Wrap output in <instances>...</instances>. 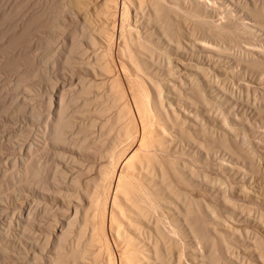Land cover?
I'll return each mask as SVG.
<instances>
[{"label":"bare ground","instance_id":"obj_1","mask_svg":"<svg viewBox=\"0 0 264 264\" xmlns=\"http://www.w3.org/2000/svg\"><path fill=\"white\" fill-rule=\"evenodd\" d=\"M19 1L22 2L21 0H18L17 3ZM223 1L222 0H65V2L60 1L62 4L64 3L63 7H61L62 4L60 7L63 8L62 10L67 13V14L65 13V16L69 15V19L71 20V22H74L76 24L75 27L77 26L79 27L80 33L79 32L77 33V31L72 32L71 30L72 28L73 30H77V28L74 29L75 27H73V25H75L74 23L71 24L72 26L71 29L69 28L71 26L68 25V28L71 30L72 33L70 35L73 36L72 38L70 37L71 39L70 38L68 39L70 40L69 44H66L65 42L66 46L69 45L67 52L68 53L75 52V54L78 55L74 59L72 57H71L72 59L67 58L70 56H67L65 59H63L64 57L63 58L60 57L59 59L58 56L57 59H59V61L61 62L60 64L61 66L59 65L60 66L59 69H57V67L56 69H54V67L52 69L55 71V72L53 71L54 72L53 74L57 83L53 84L54 88L52 89L50 88V90L48 91L49 93L45 92V94L47 93L46 96H41L46 101L42 100L40 101V103H38L36 99V102L32 103L33 105L31 104V106L29 105L30 107L29 106L25 107L24 110H22L23 108L20 107L22 103L20 105L18 104L20 107L18 109L19 110L21 109L20 111L22 113L28 112L26 113L28 114L27 117L30 118L38 117L37 119H39V116L43 115L42 113L47 112V114H44L46 116L43 115L45 117V122L40 121L44 123L43 125H41L42 128L44 129V130L42 129L43 132L40 130L42 132L41 135L42 141L40 142L41 144L38 146V148L37 146L35 148V146L33 145H37L38 143L30 144L31 142L28 143L29 141L24 142V143H28L26 152L24 151L26 153L25 154L26 156L25 157L22 156V158L20 157L21 165L18 171H17L18 168L11 169L13 171L16 169L15 171L18 172V175L20 177L19 178L20 181L18 179H15V181L17 180L20 183L22 182L23 185L30 188L34 185L33 188L29 190V193L35 196V199L37 198L36 200L37 202H35L34 200V204H33V200L31 199L32 197L30 198V200L32 201V205H29L28 200L26 201L28 202L27 204L29 207L34 206L35 208L34 211L32 212H30L32 209L27 210L28 208H26V210L28 211L27 214L29 219H26L27 218L26 217L25 220L27 221L31 220L30 219L31 215L32 217L34 215L36 217V214L38 216V213L40 214V216L38 217H46L52 211L51 221L48 220L47 222H45L46 224L49 223L48 229L51 227L50 232L47 231L49 232V234L45 233L49 236V238H46V235H44L45 228H43V226H45V224L44 225L41 224L42 223L41 221H43L42 218V219H38L40 223H38L36 227H38L37 230L40 232V234L38 232L37 235L38 236L41 235V237L44 236V241L41 242L39 240L41 237L35 235L37 240L36 239L33 240V238H30L32 240L28 242L35 250L45 254L44 257L39 258V255H35L37 254L36 252H34L35 250L31 251L34 253L36 257L38 256V259H36L35 256H31L35 258V260L32 259L34 260L35 264H96L97 259L95 258H98L96 257V255L101 256L99 255V252L100 251L102 252L101 248H103L101 244L102 238L100 241L101 245L98 243L99 237L102 235L101 232L103 233V235L105 234L104 232L110 234L111 237L109 241H111V244L113 241V246L111 247L112 249H114L113 252L114 254L112 253V256H110L111 251L108 250L110 251L108 252L106 250L109 249L108 246L107 248H105V252L109 253L107 260L105 258L107 257L108 254L105 253L107 254L104 258V260H106L107 262L106 264H181L182 263L181 255L183 251L182 249L183 247L181 246H183V244L180 245L178 243L179 241L174 239V237L176 236L178 237L180 235L189 238L188 244L190 245L189 249L191 253H190V257L188 254L187 257L189 258L187 259H190L192 261L189 262L190 264L191 263L192 264H264V253L260 252V246L264 241L261 240V236L259 233L256 234L254 231H252V233L248 235L246 232H248L250 229L248 231L244 229L246 231V232L244 231L246 234L245 233L241 234L240 230L237 229V227L226 226V225H225L226 230L224 232L218 230L217 228L218 225L217 226L215 225L218 223L214 222L215 223L214 224L213 222H211V219L216 220V222L218 219V217L216 216L218 213L215 214V212L211 208L212 204L210 203L211 204L210 205L209 203H206L200 197V199L198 200L199 207H195V208H199V212L200 213L202 212L203 215L202 218L201 217L202 215L197 213L198 209L197 212L194 210L193 205L197 202H194V204H192L193 196L188 195L187 193H185V191H182L180 189V188L183 189L184 186L186 188L188 187L189 189L192 187H196V185H200V184L211 186V183L213 184L215 179H212L210 177L211 175L209 176L208 174H206V172L204 173V171L197 172L194 169L195 163L198 162L199 159L208 162V160H210L212 155L218 153L221 155V157L227 158L226 163L218 161V163L220 162V168L228 169L235 178L237 177L241 178L242 181L246 183L245 186L243 184V187L242 185H240L241 189L240 190L238 189L240 193L245 197L251 198L253 201L260 202V200H262L260 198L261 197L260 193L264 191V173L261 171L260 163H259L260 162L259 160L262 159H260L261 157L259 158L260 156L259 154V156H257L258 158L257 160L255 156L257 155V153L254 150V148L258 147V149H260V145L264 147V135L259 130L260 128L259 125H257L258 122L261 121V119H264V109L262 108L264 107V105L262 104L263 106L260 107L261 105H258L259 103L257 101L256 103L258 107L254 106L256 105V103L252 105V102L250 103L248 101V99H250L248 97L249 88L246 85V82L242 83V86L244 88L245 86L243 84L246 85V88L243 89L245 91H240L239 88L241 87L236 89L237 88L236 86L238 84L234 88V82L236 84V82L241 80V78L244 77L246 78V76H249L248 72L256 73L264 70V44L261 43L260 40L263 37L260 34H264L263 32L260 33V28L264 30V0H228L227 3L224 2L225 5L228 4L226 7H224L226 8L225 9L226 12L225 10H222V12L224 11L225 15L223 14L222 17H219L222 18L220 20L214 18L217 19L218 22L217 20L214 21L213 17L217 15V12L222 13L219 4H222ZM2 2L3 0L1 1V4ZM11 2L12 0H10L9 3L11 4ZM15 3L16 1L14 0V3L12 2V4H14V7L18 5V4L15 5ZM3 4L5 5V3ZM20 4L21 3H19V5ZM51 4H53V2ZM54 4H57V2L55 3L54 1ZM54 4L53 6H55ZM6 5H5V9L6 8L9 9L10 7L14 8L12 6L6 7ZM27 5L29 7V4ZM37 5L38 4L36 3V8L40 7L39 5L38 6ZM18 6L17 8H15L16 11L14 12L19 15L20 10L18 9H20L21 7ZM42 6L44 7V9H46L44 5ZM3 8L4 7H2L1 11H3ZM26 8L27 7H25V11ZM55 8L56 7H54L52 10L54 11ZM61 8L57 7L56 10L60 11ZM41 9L43 8L41 7ZM17 10L19 11V13L17 12ZM66 10L70 13L68 14ZM53 11H51L52 16L54 14ZM59 11L58 14L60 13L63 14V11H61L60 13ZM23 12L21 13V15L23 14ZM38 12H36L35 15L38 16L39 14ZM49 12L50 9L48 13ZM10 13L11 14L13 13L12 9L11 12L9 10V14L7 12L5 15L8 14L10 16ZM0 14L3 15L2 12ZM16 14L13 13L14 17ZM24 14L26 13L24 12ZM42 14L43 12L41 13V15ZM2 15L0 17H2ZM13 15H11V17ZM21 15H19V17H22L21 18L22 22L20 23V21H18L21 24L19 25L20 28L25 22V21L23 22V18H25V20L30 19L26 15L25 16L27 18ZM35 15L31 14V16L34 17L33 19L32 18L31 19L32 20L35 19L33 22L35 23V25H37L35 21H38L39 19H36ZM61 16L59 17L62 18ZM4 17L7 19L6 16ZM50 18H48V20H50ZM53 18L54 21H51L52 18L50 22L48 21L49 24L52 22L50 26L48 23H46L48 24L47 25L48 27L45 26L43 23H40V21L42 22L43 18L37 23L41 24L39 25L40 27L44 25V27H46L45 29H47L48 32L49 27L50 28L55 27V29H57L58 27L57 20L59 18L57 17V19L55 20V14ZM44 19L46 20V18ZM189 20L201 21L206 23L207 26L205 25V27H208V30L202 31L201 29L204 28L197 26L196 25L197 22L196 24H194ZM13 21L15 20L13 19L11 21L12 24ZM33 22L29 23L28 26L32 27L31 25L34 24ZM69 22L66 23L69 24ZM8 24L11 25L10 23ZM12 26H14V24L11 25V28ZM15 26L17 27V24ZM25 26L27 27V24H25ZM39 26L37 25L38 28ZM29 27L28 29L30 30L31 28ZM62 27L63 25L60 26L59 31ZM182 27L188 32V35L191 36H188L186 31L185 32L182 31V33L184 32L186 33V35L181 36L180 33ZM4 28L6 27L4 26ZM11 28L10 30H12ZM22 28L24 29L25 27ZM34 28L32 29L33 31L37 29ZM50 28L49 30H52ZM15 29L17 30V28ZM28 29L26 30L29 31ZM32 30H30L29 33H32ZM25 31L23 30L24 33L23 35V33L20 30L19 32L22 33L20 35L25 36V34L28 33V32L25 33ZM68 31L69 30H67V32ZM199 31L200 33L202 31V36L200 34L201 38H204L203 36L207 35L206 37H208V39H206L205 41L208 42V44L204 43L205 41L203 43L202 42L199 43L198 41L199 39L195 40L197 39L196 37L195 39L192 38V35L195 36L196 32ZM38 32L39 31H37L36 34ZM17 34L18 32L16 33V36L19 39L20 35L18 34L19 35L18 36ZM39 34L41 33L39 32L38 35ZM1 35H0V39H1ZM8 35L11 36V34ZM236 35L239 36V38L240 37H244V38H240V40L239 39L236 40V37H234ZM10 36H8L9 40H11L12 38H16V36L14 37L11 36L10 39ZM215 36L221 39L220 42L218 41L221 44V47L224 44L225 46L223 47L227 48L225 44L227 42V45H230L228 47L232 48V51L229 50L232 52L231 55L230 54L227 55L228 50H226L227 51L226 56L222 60L216 58L215 55L218 54L216 53L218 49L217 48L214 49V47H212V44L216 45L215 43L217 40L216 38H214ZM78 37L82 38L83 40V42L81 43L82 45L79 44L80 42L78 41L79 40ZM25 38L26 37H24L23 39ZM49 38L47 40H49ZM5 39H7V37ZM51 39L53 38H50V40ZM44 40H46V38L41 41ZM41 41L39 40L40 44L41 43L43 44V42ZM212 41H214V43H212ZM4 42L2 43L4 44L5 47V44L12 43V40L11 42L8 41V43L7 40H4ZM14 42H18V41H14ZM24 42H26V40L25 41L23 40L22 42L23 45ZM35 43L37 42L35 41ZM3 44L0 43V46ZM9 45L10 44H8V47ZM55 45L54 47H52L53 49L55 48ZM217 45L219 46V44ZM16 46L18 45L16 44L15 47ZM198 47L199 50H197ZM28 49L27 50L24 49L22 52L25 51L29 52ZM77 50L79 51L77 52ZM20 51H18V53L21 55ZM203 51L205 53H203ZM211 51L212 53L215 52L216 54L213 55L212 53H208ZM48 52H51V49L50 51L48 49ZM48 52L45 54H48ZM13 53L15 52L12 51V54ZM6 54L4 53L5 57ZM43 54L44 53H42V55ZM60 54H62V51ZM106 54H108V56ZM195 54L198 57H201L200 58L201 60L199 61H202L206 65H208L207 68L211 67L212 70L215 69L221 73L228 75L229 78L231 79L230 82H228V84L231 83L232 85L231 90L228 89L229 91L227 90L225 91L223 90L225 88H222L219 85L221 84L220 80L216 78L217 77L216 75L219 76L218 73L215 75L216 76L215 77L214 76L215 73L214 74L210 73V71H208L210 69L209 68L204 69L202 67L203 65L200 66L201 64L199 66L197 64L193 65V62L190 64V62L187 61L186 62L189 64H186L185 62L183 63L182 60L183 57L191 61L192 58L193 59L195 58L196 56ZM13 56L14 58L16 57L15 55ZM13 56H11V59ZM73 56L75 55L73 54ZM27 57H29V53ZM53 57H56V54ZM9 58L5 60L7 67L5 66L6 68H4L3 65V68L4 69L16 68L15 66L12 65L10 68L9 65L12 63H9V65H7L8 64L7 61ZM14 58L13 60L16 63L15 60L17 58L16 59ZM24 59L25 57L23 58V60ZM61 59L64 61L62 62ZM52 61L56 63L55 60ZM25 62L26 61L22 63L21 60L22 64H24ZM48 62L52 63L51 64L52 66H56V64H54L53 62L50 61ZM219 63L220 65L224 63L226 64V66H219L218 65ZM2 64H0V66H2ZM45 66H47V64H45ZM200 67H202L203 69L201 70ZM22 71L18 70L16 74H18L19 72L22 73ZM195 71H197L199 74L197 75ZM31 75L32 74L29 75L30 79H31ZM67 75L70 77L69 82L66 81V79H64ZM256 75L258 74L256 73ZM0 76L2 77V75ZM19 76L21 75L19 74ZM45 77H43L44 81H45ZM59 78L65 80L66 83L68 82L69 92L64 91L65 90L63 88L64 84L63 85H61L62 83L59 84L58 81ZM120 78H123L125 81H127V83H125L126 85L129 84V81L130 82L133 81L134 83H137L136 84L138 86L137 90L141 98V102L145 101L147 103H150V107L149 105L148 107L151 109V112H153V114L156 116V118L154 116L156 121H153L152 123H150L149 121V123L146 122L147 123L146 124L142 119H140L141 117H139V115L142 116L141 115L142 113L140 112L141 113L140 114L138 112L139 107L138 109H136L137 113L135 112V114L138 116L136 119L138 120L139 118L138 120L139 122L136 121L134 117L132 118L131 116L132 114L130 115L131 117L129 116L130 118H132V120L130 118L126 120V114L122 113L124 107L122 105L123 107H121L119 111L117 112L114 111L115 114H110V117L111 115L114 116L115 124H116L114 125L116 126L115 128L117 129V133L115 132L116 135H114V133L111 134L112 130L109 131V129H111L110 127L106 128L105 122L106 119L108 120V118L106 117L109 116L108 112L110 113L111 110L110 108L113 106L112 107L113 109L115 106H118L119 103L118 100H115V98L112 99L111 97L112 99V102L110 101L112 103L111 107L110 105L108 106L107 103L109 102L110 98L108 99V101L104 102L107 104H102L101 102H103L102 101L103 97L101 93L103 91H101V89L107 85L106 87H108V89L111 90L114 82L118 81V79L120 81ZM250 78L248 77L247 82L250 81ZM20 79L21 78H19V80ZM16 81L18 82V80ZM22 81L21 83H19V85L22 84ZM29 82L26 81L25 83H29ZM120 82L122 83V81ZM30 83L32 84V82ZM8 84L9 83H7V86ZM2 85L3 83L0 85L1 86L0 89L5 86ZM25 85L21 86L23 88H21L20 86L18 87H20L21 89L24 90V92L27 93L28 91H25L24 88ZM219 86L222 88V90ZM5 87L3 89H5ZM44 87L46 88V86ZM6 88L8 89V87ZM21 89L19 91H21ZM134 89H136V87ZM7 91L6 92L1 91L0 93L3 96L5 95L7 96L8 94H5L7 93ZM224 91L225 93L228 92L227 96H224ZM29 92L32 91L30 90ZM131 92L132 91H130V93ZM252 92L254 93L255 91ZM133 93H131L132 97L131 96L130 97L133 99L135 106L138 103L137 102L138 100L136 96L135 100L137 101H134L133 97L135 96V93L134 94ZM1 94H0V98L3 97ZM39 95H41L40 92L38 96ZM41 97L39 98L42 99ZM4 98L7 99V97ZM11 98L12 97H9L8 99L10 100ZM25 98L26 97L24 96L23 100ZM34 98L36 97L30 96L26 99L27 101L29 100L33 101ZM126 98L127 97L125 95V99ZM125 99L123 102H125ZM220 99L222 101H220ZM9 100H7V102ZM2 102H5L7 108L6 101H2ZM41 102H42V107L44 102V106L47 111L45 112L42 111ZM1 106L2 104L0 103V107ZM127 106L128 105H126V107ZM225 107H227L228 112H226ZM12 108L13 107H11V110ZM13 111L14 110H12V112ZM0 112L4 114V110ZM5 112L7 111L5 110ZM225 112L226 114L229 113V116L228 115L226 116ZM10 116L12 115L10 114ZM154 118L152 120H154ZM213 119L219 120L217 122H219V127L221 128V131L215 132L213 129H211V127L210 128L208 127L207 123H205V121L207 120L211 121ZM9 124L7 125L9 126ZM235 124L242 126V128L237 130L235 126L233 127V125ZM110 125L113 126L112 123H110ZM114 131L115 129L113 130V132ZM21 135L24 136V133ZM24 143L22 147L26 146ZM94 144L95 145L99 144V146L102 148L96 149L97 145L95 147ZM22 147L20 146L19 149L17 150L16 148H18V146H16L15 149L13 148V152L14 151L21 152ZM50 149L52 150V152L55 151L53 152L54 154L50 151ZM48 151L50 152V154L52 153L55 158L57 157V159L58 158L64 159L63 162L67 161V163L70 164L71 166L69 169L70 173L68 172L70 175L68 173H65V170L64 171L61 170L60 167L61 164L60 166L58 164L57 165L51 164L53 171L52 174L49 175L50 176L49 180H48L49 177H46L48 176V174L42 175L45 172L42 173L40 171V169L43 168L40 166L44 161L40 160L41 157H39V154L44 155ZM43 155L41 159L43 158L45 159ZM86 156L97 157V159L99 160H102L103 158H107V160H103V161H105V163L106 161L108 162L103 165L106 166L107 164H109L107 165L108 169L109 166H112V169L111 170L109 169L110 171L107 170L108 171L107 172L105 171V169H101V170L99 169L100 172H98L99 174L97 177L94 176L92 179L90 177L89 180L90 187L86 185H84V187L80 186L81 181L79 180L82 173L83 174L86 173V172L84 173L85 171L84 165L81 164L82 158L84 159V157ZM3 164L5 163L3 162ZM45 165L49 167V165L43 164V166ZM103 165L101 164V166ZM105 166L103 167L106 168ZM37 168L39 169V172L42 173V174L39 173L40 176L43 177L41 178L39 176L41 179L37 176L38 174V172H36L38 171ZM44 168L48 169L46 167ZM87 170L88 169H86V171ZM15 171L13 173H15ZM260 171L263 173L261 174L262 176H260L261 173ZM2 172L3 171H1L0 173L2 174ZM17 172L15 173V175L17 174ZM13 185H17V184L15 183ZM220 187L222 188V186ZM218 190H220V188H218L217 191ZM226 199L222 200V202L226 203V201L227 202L230 201L229 202L230 204L228 203L229 213L236 220L239 219L245 220V218L249 216V213H251L250 212L251 210L248 212L246 210L247 208L244 209L242 207L241 210L244 209L246 210L247 213V216L243 215L242 214L243 211L240 210L241 208L240 205L238 204L236 205L231 199L230 200L228 199L226 200ZM41 200L43 202L49 201L51 203L50 204L51 207H49L47 203H43ZM19 203L24 204L22 200ZM252 212H253L252 215H254L255 218L258 217L259 219H262V217L264 216L261 215L262 217L260 218L261 213L260 210L257 208L252 210ZM80 215L82 216V218L80 217ZM24 216H26V214ZM34 221L32 222L35 223ZM225 222L227 221L225 220ZM22 223L25 224L24 222ZM262 224L264 225V223ZM22 227H24V225ZM30 227L32 226L30 225ZM3 232H4L3 234L6 233V231L4 230ZM41 233H43V236ZM244 235L246 238L244 237ZM108 237L109 236H107V238ZM107 238H105L104 236V239L108 241ZM106 240H104V242ZM186 241L184 243H186ZM171 243H175V245L173 244V246H175L174 248L176 249L174 256L175 261L172 260L173 257L172 254L170 253L171 251H169L170 247H168ZM3 248L4 247L2 246V244H0V250L2 252L5 249ZM189 249L187 248V250ZM2 252L0 253L2 254ZM187 253H189V251ZM184 258L186 259V257ZM100 263L101 262H99V264ZM182 264H186V262Z\"/></svg>","mask_w":264,"mask_h":264},{"label":"rangeland","instance_id":"obj_2","mask_svg":"<svg viewBox=\"0 0 264 264\" xmlns=\"http://www.w3.org/2000/svg\"><path fill=\"white\" fill-rule=\"evenodd\" d=\"M1 1L2 0H0V6H2V7H4L3 8V11L4 10H7V11H1L2 10V7H0V11L3 13V15L2 14H0V16L2 15V17H0V20L2 21H0L1 23H0V30L2 31H0L1 33H0V35L2 34L4 37L6 36L7 37V39H5L2 35H1V39H0V43L1 44H3L2 42H4V40H7V43H8V41L9 42H11V40H12V43H8V44H10L9 45V47H8V44H5V47H4V44L3 45H1L0 47H2V48H0V61L2 62V63H5V64H2L1 62H0V64H2V66H0V75H2V77L0 76V78L2 79H0L1 81H0V85L3 83V85L2 86H6V87H8V89L5 87V89H3L4 87H2L0 90L1 91H4V92H6L7 90H9V91H7V93H5V94H8L7 96L5 95V96H3L1 93V95L3 96L2 98H0V103L2 104V106L1 107H4V108H1L0 107V111H3L4 110V114L2 113V112H0V113H2V114H0V127L2 128H0V151H1V149H2V151L0 152V154H1V156H0V172L1 171H3L2 172V174L0 173V202H1V200H2V202H1V205H0V244H2V246L5 248H3L4 249V251L2 252L1 250H0V252H2V254L0 253V264H25V262H26V264H35L34 263V260H35V258L36 259H38V256L36 257L35 255H39V258H41V257H44V255L45 254H43L42 252H38L37 250H35L28 242L29 241H31L32 239H30V238H33V240L34 239H36L37 240V238L35 237V235H37L38 234V227H36V225H38V223H40L39 222V220L38 219H42L43 218V221H41L42 223L41 224H45V226H43V228H45V232H44V235H46V238H49V236L47 235V234H49V232H50V229H51V227L48 229V225H49V223H45V222H47L48 220L49 221H51V218H52V211L50 212V214L49 215H47L46 217H38V216H40V214L38 213V212H36V213H38V216H37V214H36V217H35V215L32 217V215H31V217H30V219L32 220V221H34L35 223H33L31 220H29V221H27V220H25V218L26 219H29L28 218V214H27V210H31L30 212H32V211H34V206L33 207H29L28 206V202H26L27 200L29 201V205H32V201L30 200V198L33 200V204H34V200H35V202H37L36 200H37V198L35 199V196H33L31 193H29V190L31 189V188H33V186L30 188V187H27V186H25V185H23L22 184V182L20 183L19 181V175H18V170H19V168H20V165H21V158H22V156L23 157H25L26 155V149H27V144L28 143H30V144H37V145H33V146H35V148H36V146H37V148H38V146L41 144L40 142L42 141V138H41V135H42V126L41 125H43L44 123H42V122H40V121H44L45 122V117L44 116H46V115H44V114H47V112H45V111H47L46 109H45V106H44V102H43V107H42V102H41V109H42V111L43 112H45V113H42L43 115H41V116H39V119H37L38 117H36V118H30V117H27L28 116V114H26V113H28V112H21L18 108H20V107H22L23 109L22 110H24V108L25 107H28L29 105L31 106V104L32 103H34V102H36V99H37V101H38V103H40V101H42V100H44L41 96H46L47 95V93H49L48 91L50 90V88L52 89V88H54V86H53V84H56L57 83V81L55 80V78H54V70H52L53 69V67H54V69H56V67H57V69H59L60 68V64H61V62L59 61V59H60V57L61 58H63V59H65L67 56H70V57H67V58H75L78 54H75V52H72V53H68L67 52V49H68V46H66V44H69L70 43V40H68L70 37L72 38V36L73 35H70V34H72L71 33V30H72V32L74 31V32H76L77 31V33L79 32L80 33V31H79V27L77 26V27H75L76 26V24L74 23V22H71V20L69 19V15L67 16H65V11H63L62 9L63 8H61V7H63V5H64V3L62 4L61 2H65V0H59V2H58V0L56 1V0H52V1H50V0H46L47 2H49V3H47L45 0H21L22 2H18L17 3V1L18 0H15L16 1V3H15V5H19V3H21L19 6L22 8H20V9H18V10H20V13H19V11L17 10V12L19 13V15H21V13L23 12V9H24V12L26 13V14H24V12H23V14L21 15V16H23V17H29L30 19H26L25 20V18H23V22H24V24L21 26V28L19 27V25H21L20 23L22 22L21 20V18L22 17H19V15L18 14H16L14 11H16V9L15 8H17V6H15L14 7V4H12V2L14 3V0H12V2H11V4L9 3L10 2V0L8 1V0H3V2H2V4L3 3H5V5H6V7H9V6H12V7H14V8H6L5 9V5L3 4H1ZM44 1V2H43ZM54 1H55V3L57 2V4H54ZM61 1V2H60ZM223 1V0H222ZM29 4V7L30 6H32V7H28V5L26 4ZM39 5V3H40V7H37L36 8V3ZM49 5H47L46 3ZM53 2V4L55 5V6H53V4H51ZM227 3L228 2V0L226 1V0H224L223 2H222V4H219V7H220V9H221V12H222V10H225L226 8H224V7H226L227 5H225V3ZM31 3V4H30ZM33 3V4H32ZM34 3H35V5H34ZM60 3V4H59ZM260 3H261V1H260ZM10 4V5H9ZM25 4V5H24ZM46 4V5H45ZM51 4V5H50ZM59 4V5H58ZM61 4H62V6H61ZM34 5V6H33ZM37 5V6H38ZM42 5H44L45 6V8L46 9H44V7L42 6ZM58 5V6H57ZM221 5V6H220ZM18 6V7H19ZM61 6V7H60ZM25 7H27L28 8V10H27V8H26V11H29V12H26L25 11ZM41 7L43 8V9H41ZM50 7V8H49ZM51 7H59V8H61L60 9V11L59 10H56V8L54 9V11L52 10L53 8H51ZM223 7V8H222ZM36 8V9H35ZM50 9V12L49 13H51V14H49L48 13V11H49V9ZM11 9H12V12L14 13V14H16L15 15V17H14V15H13V13L11 14L10 13V16L8 15L9 14V10H10V12H11ZM14 9V10H13ZM33 9V10H32ZM40 9H41V11L42 10H45V11H42L43 12V14L41 15V11H40ZM47 10V11H46ZM33 12V13H31V12ZM38 12L39 14H40V16H42V17H40L39 16V14H38V16L37 15H35V13L36 12ZM51 11H53V13L55 14V20L57 19V17L60 19H58L57 20V23L59 24H57V29H55V27L54 28H50V29H52V30H49V28H48V32H47V29H45L46 27H44V25L45 26H47L49 23H48V21L50 22V20H51V18H52V20L51 21H54L53 19V17H54V14H53V16H52V12ZM58 11H59V13L61 12V11H63V14H58ZM67 11V10H66ZM0 12V13H1ZM8 12V17H7V15H5L6 13ZM35 12V13H34ZM41 12V13H40ZM46 12V13H45ZM56 12H57V14H56ZM68 12V11H67ZM225 12H226V10H225ZM33 14V15H35V17H36V19H39L38 21H40L42 18V22L40 21V23H43L44 25H42L41 27L39 26V25H41L40 23H37L38 21H35L36 22V24L39 26V28L37 27V25H35V23L33 22L34 20H32L34 17H32L31 16V14ZM51 16V18H50V16L48 15V14ZM70 12H68V14H69ZM45 14H46V16H45ZM67 14V13H66ZM221 14V15H220ZM225 15V13H224V11L222 12V13H219V12H217V15H215L214 17H213V19L214 18H217L218 20H220V19H222V18H219V17H222V15ZM11 15H13L12 17H11ZM17 15H18V17H17ZM26 15V16H25ZM57 15V16H56ZM61 15H63V16H61ZM4 16H6L7 17V19L4 17ZM44 16V17H43ZM59 16H61L62 18H60ZM65 16V17H64ZM217 16V17H216ZM26 17V18H27ZM4 18H5V20H4ZM11 18V19H10ZM16 18H18V19H16ZM32 18V19H31ZM44 18H46V20L44 19ZM48 18H50V20H48ZM67 18V19H66ZM15 20V21H13V24H14V26H12V28H11V25H13L12 23H11V21L12 20ZM20 19V20H19ZM217 19H214V21H216ZM9 20H10V22H9ZM17 20V21H16ZM27 20H28V23H27ZM30 20V21H29ZM43 20H45V21H43ZM62 20V21H61ZM69 20H70V22H69ZM218 20H217V22H218ZM4 21H5V23H4ZM18 21H20V23L18 22ZM59 21H61L62 22V24H61V22H59ZM63 21H65V22H63ZM190 22H192V23H194V24H196V22H197V26H199V27H202V28H204V29H201L202 31H205V30H208V27H205V25L207 26V24L206 23H204V22H201V21H195V20H189ZM193 21H195V22H193ZM31 22H33L32 24L33 25H31L32 27H29L28 25H29V23H31ZM45 22V23H44ZM69 22V24H67V23ZM4 23V24H3ZM8 23H10L11 25H9ZM46 23H48V24H46ZM52 23V22H51ZM50 23V24H51ZM75 24V25H73V27H75L74 29H76L77 28V30H73V28H72V26H71V24ZM1 24H2V26H1ZM7 24H8V26H7ZM17 24V27L15 26ZM25 24H27V27L25 26ZM50 24H49V26H50ZM67 24V25H66ZM204 24V25H203ZM35 25V26H34ZM61 25H63V30H62V28L60 29V31H59V28H60V26ZM68 25L69 26H71V27H69L68 28ZM4 26L7 28H4ZM10 26V27H9ZM22 27H25L26 29H28V27L29 28H31L30 30H32L34 27L35 28H37V29H35L34 31L32 30V33H29L30 32V30L29 31H27L25 28L23 29ZM44 27V28H43ZM48 27V26H47ZM65 27H67V28H65ZM184 27H185V25H184ZM10 28L12 29V30H10ZM15 28H17V30L15 29ZM41 28V29H40ZM43 28V29H42ZM3 29V30H2ZM5 29V30H4ZM21 30V32L23 33V30L25 31V33L26 32H28L27 34H25V36H23L24 35V33H23V35H20V34H22L21 32H19L20 30ZM69 30L68 32H67V30ZM43 30V31H42ZM62 30V31H61ZM65 30V31H64ZM257 30V29H256ZM7 31V32H6ZM9 31V32H8ZM18 32V34L20 35V36H22V37H20L18 34V36H19V39H18V37L16 36V33H14V32ZM37 31H39L41 34H43V35H41V34H39L38 35V33L36 34V32ZM59 31V32H58ZM63 31H64V33H63ZM182 31H186L183 27L181 28V33H180V35L182 36V35H186V33H182ZM202 31H201V33H200V31L199 32H196V35L195 36H193L192 35V38L193 39H195V37L197 38V39H195V40H198L199 41V43H203L206 39H208V37H206L207 35H205V36H203L204 38H201L200 37V34H201V36H202ZM48 34H47V33ZM55 34H54V33ZM66 32V33H65ZM187 32V31H186ZM261 32H263L264 33V30L262 29V28H260V33ZM14 33V34H13ZM8 34H11V36H16V38H12L11 39V36L10 35H8ZM54 34V35H53ZM59 34V35H58ZM62 34V35H61ZM32 37H31V36ZM34 35V36H33ZM187 35H188V32H187ZM260 35H262L263 37H262V39H260L261 40V43H263L264 44V34H260ZM8 36H10V39L11 40H9V38H8ZM27 36H28V38H27ZM30 36V37H29ZM40 36H43V37H40ZM55 36V37H54ZM188 36H191V35H188ZM24 37H26L25 39H23ZM46 38V40H44L45 41V43H44V41H41V40H43V39H45ZM50 37V38H53V39H51L50 40V38H49V40H47L48 38ZM199 37V38H198ZM206 37V38H205ZM222 37V36H221ZM234 37H236V40H240V38H244V37H240L239 38V36H234ZM234 37H232V38H234ZM21 38V39H20ZM31 38V39H30ZM37 38V39H36ZM42 38V39H41ZM58 38V39H57ZM70 38V39H71ZM79 38V37H78ZM201 38V39H200ZM214 38H216V45H214V44H212V47H214V49H218L217 51H216V53H218V54H216L215 52L214 53H212V51L211 52H208V53H212L213 55H215L216 56V58L217 59H224L225 58V56H226V53H227V51L226 50H228V53H227V55L228 54H230L231 55V51H232V48H230V47H228V46H230V45H227V42L225 43L226 44V46H227V48H225V47H223V46H225L224 44L222 45V47L224 48H222L221 47V44L219 43L220 41H221V39H219L218 37H214ZM218 38V39H217ZM231 38V39H232ZM14 39V40H13ZM15 39H17V40H15ZM25 41L26 40V42H24V45H23V40ZM29 39V40H28ZM41 41V42H43V44L41 43L40 44V42H39V40ZM56 39V40H55ZM62 39H63V41H62ZM230 39V40H231ZM246 39V38H245ZM244 39V40H245ZM2 40V41H1ZM21 40H22V42H21ZM59 40V41H58ZM14 41H18V42H14ZM30 41V42H29ZM35 41L38 43H35ZM47 41H48V43H47ZM52 43H50V42ZM79 42V44H81L82 42H83V40H82V38L80 37L79 38V40H78ZM219 41V42H218ZM6 42V41H5ZM4 42V43H5ZM20 42V43H19ZM65 42H66V44H65ZM18 45V46H16L15 47V45L16 44ZM19 43V44H18ZM30 43V44H29ZM33 43V44H32ZM47 43V44H46ZM55 43H56V45H55ZM58 43V44H57ZM204 43H206V44H208V42H204ZM212 43H214V41H212ZM13 44V45H12ZM62 44V45H61ZM217 44H219V46L217 45ZM33 45H34V48H33ZM46 45V46H45ZM54 45H55V48L53 49L52 47H54ZM59 45V46H58ZM82 45V44H81ZM11 46V47H10ZM15 48H13V47ZM25 46V47H24ZM27 46V47H26ZM30 46H32V47H30ZM56 46H57V48H56ZM7 47H8V49H10V50H8L7 49ZM17 47H19V48H17ZM43 47V48H42ZM220 47V48H219ZM25 50H27L28 48V51L29 52H27V51H25V52H22L24 49ZM27 48V49H26ZM31 48V49H30ZM49 49V51H50V49H51V52H48V49ZM2 49H3V51H2ZM12 49H14V50H12ZM16 49H17V51H16ZM21 51H20V50ZM32 49H33V51H32ZM57 49V50H56ZM220 49H221V51H220ZM5 50V51H4ZM8 50V51H7ZM46 50V51H45ZM52 50H53V53H52ZM80 50V49H79ZM79 50H77V52L79 51ZM197 50H199V47L197 48ZM229 50H231V51H229ZM12 51L13 52H15V53H13L12 54ZM18 51H20L21 52V55L18 53ZM31 51V52H30ZM45 51V52H44ZM55 51V52H54ZM56 51H59V52H56ZM61 51H62V54H60L61 53ZM64 51V52H63ZM215 51V50H214ZM17 52V53H16ZM48 52V54H45V53H47ZM66 52H67V54H66ZM224 52V53H223ZM230 52V53H229ZM4 53L6 54V57L7 58H9L8 59V61H7V65H9V63H12V64H10L9 66H10V68H11V65L12 66H15L16 68H13V69H9V68H7V69H4V68H6L7 66H6V57H5V55H4ZM9 53H11V54H9ZM28 53H29V57H27L28 56ZM42 53H44L43 55H42ZM58 53V54H57ZM65 53V54H64ZM203 53H205L204 51H203ZM221 53H223V54H221ZM2 54V55H1ZM9 54V55H8ZM17 54V55H16ZM22 54H25V55H22ZM27 54V55H26ZM54 54V55H53ZM55 54H56V57H53V56H55ZM72 54V55H71ZM73 54L75 55V56H73ZM13 55H15L16 57L14 58V56ZM20 55V56H19ZM41 57H40V56ZM66 55V56H65ZM107 56H108V54H106ZM196 55V54H195ZM221 55V56H220ZM11 56H13L12 57V59H11ZM43 56V57H42ZM58 56H59V59H57L58 58ZM106 56V57H107ZM25 57V59L23 60V58ZM33 57V58H32ZM40 59H39V58ZM50 57V58H49ZM13 58L14 59H16L15 61H16V63L14 62V60H13ZM22 58V59H21ZM27 58H28V60H27ZM37 58V59H36ZM56 58V59H55ZM71 58V59H72ZM201 57H198L197 55L195 56V58L193 59H191V61L189 60V59H185V57H183L182 58V60H183V63L185 62L186 64H189V63H187V62H190V64L193 62V65L195 64H197L198 66L200 65V66H202L204 69H206L207 68V66L208 65H206L204 62H202V61H199V60H201L200 59ZM18 59H19V61H18ZM11 60H13V61H11ZM21 60H22V63L24 62V61H26L27 63H29V64H27L26 62L24 63V64H22L21 63ZM39 60V61H38ZM42 60H44V61H42ZM52 60H55L56 61V63L54 62V61H52ZM31 61H33V62H31ZM45 61H47V62H45ZM48 61H50V62H53L54 64H56V66H52L51 64L52 63H49ZM61 61L63 62L64 60H62L61 59ZM187 61V62H186ZM59 62V63H58ZM30 63H32V64H30ZM39 63V64H38ZM58 63V64H57ZM199 63V64H198ZM15 64V65H14ZM26 64V65H25ZM45 64H47V66H45ZM49 64V65H48ZM53 64V65H54ZM3 65H4V68H3ZM18 65V66H17ZM28 65H30V66H28ZM32 65H33V67H32ZM51 65V66H50ZM58 65V66H57ZM60 65V66H59ZM219 66H226V64H221L220 65V63L218 64ZM6 66V67H5ZM21 66V67H20ZM197 66V67H198ZM19 67V68H18ZM27 67H28V70H27ZM37 68V69H35V68ZM202 67H200L201 68V70L203 69ZM4 70H3V69ZM20 68H22L23 69V71H22V69H20ZM27 70H25V69ZM40 68V69H39ZM41 68H43V69H41ZM49 70H51V71H49ZM199 68V67H198ZM210 70H208V71H210V73H212V74H214V76L218 73L219 74V76L218 75H216L215 77L217 78V79H219L220 80V83L221 84H219L222 88H225V89H223V90H227V91H229V90H231V87H232V85H231V83H229L230 84V86H229V84H228V82H230V78H229V76L228 75H226V74H224V73H221V72H219V71H217V70H215V69H213L212 70V68L211 67H208ZM207 68V69H208ZM10 71H9V70ZM15 69V70H14ZM47 69V70H46ZM2 70H3V72H2ZM14 70V71H13ZM18 70H21L22 71V73H18V74H16L17 72H18ZM6 71V72H5ZM13 71V72H12ZM24 71H26V72H24ZM31 71H33V72H31ZM44 71V72H43ZM54 71V72H53ZM30 72V73H29ZM40 72V73H39ZM47 72V73H46ZM5 73V74H4ZM25 73H27V74H25ZM39 73V74H38ZM43 73V74H42ZM46 73V74H45ZM50 73V74H49ZM195 73H197V75L199 74L197 71H195ZM250 73V74H249ZM256 73L258 74V75H256ZM254 72V73H252V72H248V75L249 76H246V80L244 79V78H241V80H242V82H241V80H239L238 82H236V84H235V82H234V88H235V86L237 87L236 89H238L239 87H241L242 88V90H241V88H239L240 89V91H245V90H243V89H245L246 88V85L248 86V88H249V91H248V97L250 98V99H248V101L251 103L252 102V105H254L255 103H256V101L259 103L258 105H261L260 107H262L263 105H264V70H262V71H260V72ZM19 74L21 75V76H19ZM30 74H32L31 75V79H30V76L29 75ZM36 74V75H35ZM45 74V75H44ZM254 75V76H252V75ZM28 76V78H29V80H28V78H27V76ZM43 75V76H42ZM48 75V76H47ZM262 75V76H261ZM8 76L9 78H10V76H11V78L9 79L8 77L6 78V77ZM15 76H17V77H15ZM26 77V78H24V77ZM46 76V77H45ZM258 78H257V77ZM14 77H15V79H14ZM21 78L20 80L22 81V84H20L19 85V83H21V81L19 80V78ZM42 77V78H41ZM43 77H45V81H44V78ZM248 77L250 78V81H248L247 82V80H248ZM47 78H49V79H47ZM260 78V79H259ZM263 78V79H262ZM12 79H13V81H12ZM47 79V80H46ZM60 79V78H59ZM58 79V81H59V84H61V85H63L64 84V86H63V88L65 89L64 91L65 92H69L68 90V82H69V80H70V77L67 75L64 79H66V81H68L67 83L65 82V80H63V79H60L59 80ZM259 81H258V80ZM16 80H18V82L16 81ZM34 80V81H33ZM35 80H37V81H35ZM51 80V81H50ZM244 80V81H243ZM11 81V82H10ZM26 81H30V82H32V84L29 82V83H25ZM41 83H40V82ZM53 81H55V82H53ZM64 81V82H63ZM120 81H122V83L120 82ZM120 81H119V79H118V81H115L114 82V84H113V86H112V89L110 90V89H108V87H106V86H104V88L106 89H104V88H102L101 89V91H103L101 94H102V97H103V102H101L102 104H107L108 103V106L110 105V107H111V102H112V99H114L115 98V100H118V103H119V105L118 106H115L113 109H112V107L110 108L111 110H110V113L108 112V115L109 116H107L106 118H108V120L106 119V122H107V124H106V122H105V126H106V128H111V129H109V131H111L112 130V132H111V134L112 133H114V135H116V133H117V129L115 128L116 126V124H115V119H114V116H112L111 115V117H110V114H115V112L114 111H119L120 109H121V107H123V112L122 113H125L126 114V120L127 119H129L131 116H132V118L134 117V119L136 120V121H138L139 120V118H138V120L136 119L138 116L135 114V112H136V109H138V107H139V113L142 115V116H140L139 115V117H141L140 119H142L145 123L147 122V123H149V121H150V123H152L153 121H156L155 120V118H156V116L153 114V112H151V109L149 108L150 107V103H147V102H141V98H140V96H139V93H138V90H137V83H134L133 81H131V82H133V83H131L130 81H129V84H125V83H127V81H125L123 78H120ZM223 81V82H222ZM225 81V82H224ZM11 83L10 85L8 84V86H7V83ZM240 82V83H239ZM244 82H246V85L245 84H243L244 86H245V88L242 86V83H244ZM6 83V84H5ZM18 83V84H17ZM40 83V84H39ZM227 83V84H226ZM15 84H17V85H15ZM25 85V91H28L27 93L26 92H24V90L23 89H21V88H23V87H21V86H24ZM15 85V86H14ZM30 85V86H29ZM119 85H121V86H119ZM123 85V86H122ZM133 85V86H132ZM223 85V86H222ZM225 85V86H224ZM261 85V86H260ZM18 86H20V87H18ZM44 86H46V88L44 87ZM53 86V87H52ZM219 86V87H220ZM1 87V86H0ZM13 89H12V88ZM16 87V88H15ZM29 87V88H28ZM41 90H39L38 88ZM136 87V89H134V88ZM220 87V88H221ZM226 87H228V88H226ZM255 87V88H254ZM9 88H11V89H9ZM27 88V89H26ZM33 90H32V89ZM124 88V89H123ZM222 88H221V90H222ZM257 88V89H256ZM3 89V90H2ZM7 89V90H6ZM21 89V91H19ZM28 89H30L32 92H29L30 90H28ZM48 89V90H47ZM129 89V90H128ZM229 89V90H228ZM255 89V90H254ZM14 90V91H13ZM23 90V91H22ZM115 90V91H114ZM0 91V92H1ZM10 91H11V94H10ZM121 91H123V92H121ZM130 91H132L131 93H135V96L133 97L134 98V101H137L138 103V105L136 104L135 106L137 107H135L134 106V102H133V99L131 98L132 97V95H131V93H130ZM225 91H224V96H227L228 95V92H226L225 93ZM252 91H255L254 93L252 92ZM16 92H18V93H16ZM39 92H40V94L41 95H39L38 96V94H39ZM45 92H47L46 94H45ZM105 92H106V94L109 96H107L106 94H105ZM108 92V93H107ZM115 92V93H114ZM118 92H120V93H118ZM3 93V92H2ZM32 93V94H31ZM34 93V94H33ZM104 93V94H103ZM124 95H123V94ZM126 93V94H125ZM130 93V94H129ZM133 93V94H134ZM242 93H244V92H242ZM246 93V92H245ZM261 93H262V95H261ZM22 94V95H21ZM42 94H44V95H42ZM100 94V95H101ZM137 94V95H136ZM15 97H14V96ZM26 97V98H28V97H30V96H35L36 98H34V100L33 101H27V99L25 98L24 100H25V102H24V100H23V98H24V96ZM38 97H37V96ZM105 95V96H104ZM125 95H126V97L128 98H126L125 99ZM114 96V97H113ZM116 96V97H115ZM131 96V97H130ZM137 96V97H136ZM4 97H7V99L6 98H4ZM9 97H12L10 100L8 99ZM13 97H14V99H13ZM22 97V98H21ZM39 97H41L42 99H40ZM105 97V98H104ZM108 97V98H107ZM111 97H112V99H111ZM135 97L137 98V100H135ZM257 97V98H256ZM262 97V98H261ZM5 100H4V99ZM110 98V99H109ZM123 98V99H122ZM256 98V99H255ZM260 98V99H259ZM105 99H107V100H105ZM108 99H109V102H107V103H104V102H106V101H108ZM120 99V100H119ZM122 99V100H121ZM124 99H125V102H123L124 101ZM7 100H9L8 102H7ZM22 100V101H21ZM131 100H132V102H133V104H132V102H131ZM2 101H6V104H7V108H6V105H5V102H2ZM15 101V102H14ZM44 101H46V100H44ZM111 101V102H110ZM121 101V102H120ZM126 101H128V102H126ZM220 101H222L221 99H220ZM255 101V102H254ZM4 103V104H3ZM12 103V104H11ZM18 105H20L21 103V105H20V107H19V105L17 106L16 104ZM122 103V104H121ZM261 103V104H260ZM9 104V105H8ZM128 105L127 107H126V105ZM263 104V105H262ZM3 105H5V106H3ZM15 105V106H14ZM24 107H23V106ZM33 105V104H32ZM123 105V106H122ZM148 105H149V107H148ZM258 105H257V103H256V105H254V106H257L258 107ZM13 107L12 108V110H14L13 112H12V110H11V107ZM29 106V107H30ZM134 106V107H133ZM140 106H141V109H140ZM227 106V105H226ZM148 107V108H147ZM6 108V109H5ZM16 110H15V109ZM46 108H48V107H46ZM116 108V109H115ZM118 108V109H117ZM131 108V109H130ZM263 109H264V107H262ZM29 109V108H28ZM115 109V110H114ZM134 109H135V111H134ZM225 109H226V112H228V109H227V107H225ZM5 110L7 111V112H5ZM9 111H10V113H9ZM17 111H20V112H17ZM12 112V113H11ZM150 114H149V113ZM226 112H225V115L227 116H229V113H227L226 114ZM20 113V114H19ZM25 113V114H24ZM127 113H128V115H127ZM137 113V112H136ZM10 114L12 115V116H10ZM132 114V115H131ZM7 115V116H6ZM131 115V116H130ZM148 115V116H147ZM127 116H128V118H127ZM130 116V117H129ZM154 116H155V118H154ZM40 117H41V119H44V120H41L40 119ZM44 117V118H43ZM109 117H110V119H109ZM150 117V118H149ZM132 118H130L131 120H132ZM147 118V119H146ZM154 118V120H152ZM22 119V120H21ZM147 121H146V120ZM150 119V120H149ZM228 119H229V117H228ZM214 120V121H213ZM213 120H207V121H205V123H207V125H208V127L210 128L211 127V129H213L215 132H219V131H221V128L219 127V122H217V121H219L218 119H213ZM25 121V122H24ZM263 121V122H262ZM3 122H4V124H6V125H4L3 124ZM18 122V123H17ZM22 122V123H21ZM139 122V121H138ZM213 122V123H212ZM10 123V124H9ZM20 123V124H19ZM24 123H26L27 124V127H26V124H24ZM110 123H112V125L113 126H111L110 125ZM146 123V124H147ZM7 124H9V126L7 125ZM15 124V125H14ZM38 124V125H37ZM115 124V125H114ZM214 124V125H213ZM11 125V126H10ZM20 125V126H19ZM24 125V126H23ZM209 125H211V126H209ZM257 125H259V130L261 131V133L264 135V119H261V121L260 122H258V124ZM38 126V127H37ZM108 126V127H107ZM213 126V127H212ZM236 127V129L238 130V129H241L242 128V126H240V125H233V127ZM17 127V128H16ZM33 127V128H32ZM114 127V128H113ZM18 128H20V129H18ZM39 128V129H38ZM113 128V129H112ZM217 128V129H216ZM35 129V130H34ZM115 129V131L113 132V130ZM28 130V131H27ZM42 132H41V131ZM44 130V129H43ZM22 133H21V132ZM30 131V132H29ZM4 132V133H3ZM13 132V133H12ZM16 132V133H15ZM116 132V133H115ZM8 133V134H7ZM24 133V136L23 135H21V134H23ZM10 134V135H9ZM18 136H17V135ZM26 134V135H25ZM28 134V135H27ZM30 134V135H29ZM6 135V136H5ZM9 135V136H8ZM7 137V138H6ZM11 137H12V139H11ZM20 137V138H19ZM17 138V139H16ZM19 139V140H18ZM41 139V140H40ZM75 139V138H74ZM15 140V141H14ZM17 140H18V142H17ZM72 140H73V137H72ZM5 141V142H4ZM27 141H29L28 143H24V142H27ZM35 141V142H34ZM3 142V143H2ZM13 142V143H12ZM11 143V144H10ZM23 143L26 145V146H24V147H22L23 146ZM8 144V145H7ZM12 145H14V146H12ZM18 146V148H16V146ZM97 145V147L99 146V144H96ZM96 145L94 144V146L96 147ZM9 146V147H8ZM22 147V149H21V152H19V151H14L13 152V148L15 149H19V147ZM11 147V148H10ZM26 147V148H25ZM96 147V149H101L102 147H98L97 148ZM10 149V150H9ZM25 149V150H24ZM258 147H256V148H254V150L256 151V153H257V155H255L256 156V158H257V156H259V154H260V156H259V158L260 159H262V160H259L258 162L260 163V169H261V171L264 173V147L263 146H261L260 145V149H258ZM12 150V151H11ZM23 150V151H22ZM25 151V152H24ZM50 151L52 152V150L50 149ZM259 151V152H258ZM49 152V151H48ZM48 152H46V154H39V157H41L42 158V155H43V157H45V159L43 158V159H41L40 158V160H42V161H44V162H42V164H41V166L40 167H46V168H48V169H43V168H41L40 169V171L43 173V172H45L44 174H42L41 172H39V169H38V171H36V172H38V174L39 173H41L42 175H47L48 174V176H46V177H49L48 178V180L50 179V174H52V171H53V168H52V166H51V164H58L59 166H60V164H61V170H65V173H68L69 172V169H70V164H68L67 163V161H64L65 162V164H67V165H65L64 164V162H63V160L64 159H57V157L55 158L54 156H53V152H55V151H53L51 154H50V152H49V154H48ZM11 153V154H10ZM19 153V154H18ZM21 153V154H20ZM255 153V154H256ZM14 154H15V156H14ZM17 154H18V156H17ZM24 154V155H23ZM218 153H215L214 155H212L211 156V158H210V160H208V162L207 161H205V160H201V159H199L198 160V162H196L195 163V170L197 171V172H200V171H204V173L206 172V174H208L212 179H215V181L213 182V184L211 183V186H208V185H204V184H200V185H196V187H192V188H189L188 189V187L186 188L185 186L183 187V189L182 188H180L182 191H185V193H187L188 195H190V196H193L192 198L193 199H195V200H193L192 199V204H194V202H197V203H195L194 205H193V207H194V210L197 212V209H198V214H200V215H202V212L200 213L199 212V208H195V207H199L198 206V203H199V199H200V197L206 202V203H211L210 205L212 206L211 208L213 209V211L215 212V214H217L216 216L218 217V219H217V222H216V220H213V219H211V222H215V223H218V224H215L216 226L218 225V230H220V231H222V232H224L225 230H226V226H234V227H237V229H239L240 230V233L241 234H243V233H245L246 231H248L249 229V231L248 232H246L248 235H250V233H252V231H254L256 234H260V236H261V240L262 241H264V225L262 224V223H264V219H263V215H264V191L263 192H261L260 194H261V199L262 200H260V202H257V201H253L251 198H249V197H245V196H243L241 193H240V185H242V187H243V184H244V186H245V184L246 183H244L243 181H242V179L241 178H235L233 175H232V173L228 170V169H223V168H220V162H223V163H226L227 161V158L226 157H221V155L220 154H218ZM5 157H4V156ZM11 155V156H10ZM20 155V156H19ZM46 155V156H45ZM14 156V157H13ZM48 156V157H47ZM52 156V157H51ZM21 157V158H20ZM47 157V158H46ZM8 158V159H7ZM15 159V160H14ZM89 159V160H88ZM5 160V161H4ZM11 160V161H10ZM46 160V161H45ZM90 160H92V161H90ZM103 160H107V158H103L102 160H99V159H97V157H90V156H86V157H84V159L82 158V162L84 163H82L81 162V164L82 165H84V173L85 174H83L82 173V175H83V177H82V175H81V179L79 178V180L81 181L80 182V186H82V187H84V185H86V186H89L90 187V177H91V179L95 176V177H97L98 176V172H100V170L101 169H105V171H107V170H111L112 169V166H109V169L107 168L108 166L107 165H109V164H107L106 166L105 165H103V164H106L108 161H106V163H105V161H103ZM152 160H153V158H152ZM216 160V161H215ZM222 160V161H221ZM257 160H258V158H257ZM54 161H55V163H54ZM155 161V160H154ZM218 161H220L219 163H218ZM3 162L5 163V164H3ZM15 162V163H14ZM20 162V163H19ZM100 162V163H99ZM153 162V161H152ZM200 162V163H199ZM262 162V163H261ZM43 164H47V165H49V167L48 166H43ZM90 164H91V166H90ZM101 164L103 165V166H105L106 168H104L103 166H101ZM153 164H155V163H153ZM6 165V166H5ZM16 167H15V166ZM65 165V166H64ZM197 165V166H196ZM209 165V166H208ZM217 165V166H216ZM219 165V166H218ZM263 165V166H262ZM209 168H208V167ZM50 167H51V169H50ZM87 167V168H86ZM99 167V168H98ZM101 167V168H100ZM103 167V168H102ZM3 168V169H2ZM13 168H18L17 169V171H15V173L17 172V174L15 175V173H13L14 171L13 170H11V169H13ZM35 168V167H34ZM199 168V169H198ZM5 169V170H4ZM36 169V170H37ZM77 169V168H76ZM86 169H88L87 171H86ZM100 169V170H99ZM210 169V170H209ZM218 169V170H217ZM43 170V171H42ZM48 170H50V171H48ZM98 170V171H97ZM109 170V171H110ZM199 170V171H198ZM212 170V171H211ZM8 171V172H7ZM11 171V172H10ZM47 171V172H46ZM91 171V172H90ZM260 171V172H261ZM6 172V173H5ZM48 172H51V173H48ZM108 172V171H107ZM106 172V173H107ZM222 172V173H221ZM260 173V176H262L261 174H263V173ZM8 173H9V175H8ZM70 173V172H69ZM68 173V174H69ZM5 174V175H4ZM14 174V175H13ZM37 174V176L39 177L40 176V174L38 175ZM224 174V175H223ZM1 175H2V177L4 178H2L1 177ZM12 177H11V176ZM18 175V176H17ZM70 175V174H69ZM7 176V177H6ZM14 176V177H13ZM16 176V177H15ZM221 176V177H220ZM18 177V178H17ZM41 178H43L42 176H40ZM39 177V178H40ZM85 177V178H84ZM219 177V178H218ZM10 178V179H9ZM40 178V179H41ZM4 181H3V180ZM15 179H18L19 181H15ZM84 179V180H83ZM240 179V180H239ZM219 180V181H218ZM226 180V181H225ZM8 181V182H7ZM220 181H222V182H220ZM18 182H19V184H18ZM220 182V183H219ZM229 182V183H228ZM243 182V183H242ZM6 183V184H5ZM17 184V185H13V184ZM226 183V184H225ZM2 184V185H1ZM222 184V185H221ZM225 186H224V185ZM237 184H238V186H237ZM10 185V186H9ZM212 185H214V186H212ZM7 186V187H6ZM85 186V187H86ZM220 186H222V188L220 187ZM21 187V188H20ZM217 187V188H216ZM227 187V188H226ZM17 188V189H16ZM218 188H220V190H218L217 191V189ZM216 189V190H215ZM239 189V190H238ZM21 190V191H20ZM24 190V191H23ZM224 190V191H223ZM237 190H238V192H237ZM13 191V192H12ZM17 192V193H16ZM26 192V193H25ZM217 192H219V193H217ZM20 193V194H19ZM24 193V194H23ZM221 193V194H220ZM28 194V195H27ZM223 194H225L226 195V198L228 199V200H233V202L237 205H240L241 206V208H240V210L242 209V207L244 208V209H246L248 212L250 211L251 213H249V218L247 217V218H245V220L244 219H239V220H236L235 218H233L231 215H230V213H229V209H228V207H229V205H228V203L230 202V201H226V203H224V202H222V200H224V199H226L225 198V195H223ZM6 195V196H5ZM263 195V196H262ZM10 196V197H9ZM15 196V197H14ZM21 196V197H20ZM27 196V197H26ZM30 196V197H29ZM6 199H5V198ZM26 197V198H25ZM28 197H29V199H28ZM34 197V198H33ZM218 199H217V198ZM220 197V198H219ZM222 197V198H221ZM224 197V198H223ZM26 200H25V199ZM198 198V199H197ZM201 199V200H202ZM226 199V200H227ZM21 200H22V202L24 203V204H21V203H19V202H21ZM24 200V201H23ZM39 200V199H38ZM221 200V201H220ZM238 200V201H237ZM42 201V200H41ZM43 202V201H42ZM5 205H4V204ZM43 203H47L48 204V206L49 207H51V203L48 201V202H43ZM233 203V204H234ZM243 203V204H242ZM21 206H20V205ZM228 206H227V205ZM230 204V203H229ZM242 204V205H241ZM25 205V206H24ZM36 205V204H35ZM245 205V206H244ZM247 205V206H246ZM217 206V207H216ZM239 206V207H240ZM255 207V208H252V207ZM18 207V208H17ZM23 207H25V208H23ZM39 207V206H38ZM5 210H4V209ZM14 210H13V209ZM26 208H28L27 210H26ZM30 208V209H29ZM215 208V209H214ZM250 208V209H249ZM259 209L260 210V218L262 217V219H259L258 217L257 218H255L254 217V215H252L253 214V212H252V210H254V209ZM6 209H8V210H6ZM19 211H18V210ZM241 210V211H243V215H246L247 216V213H246V210ZM11 210V211H10ZM26 210V211H25ZM18 211V212H17ZM23 211V212H22ZM219 211V212H218ZM16 212V213H15ZM29 212V213H30ZM4 213H5V215H4ZM12 213V214H11ZM26 214V216H24ZM226 214H228V215H226ZM20 215V216H19ZM221 215V216H220ZM262 215V216H261ZM4 216V217H3ZM22 216V217H21ZM231 216V217H230ZM14 217V218H13ZM80 217L82 218V216L80 215ZM202 218H203V215L201 216ZM220 217V218H219ZM228 217V218H227ZM223 218H225V219H223ZM247 219V220H246ZM25 220V221H24ZM80 220V219H79ZM221 220V221H220ZM224 220V221H223ZM225 220L227 221V222H225ZM231 220V221H230ZM234 220V221H233ZM7 221H8V223H7ZM18 221V222H17ZM233 221V222H232ZM262 223H261V222ZM22 222H24L25 224H23ZM240 222V223H239ZM12 223V224H11ZM51 223V222H50ZM229 225H228V224ZM239 223V224H238ZM33 227H30V225ZM24 225V227H22ZM220 225V226H219ZM226 225V226H225ZM13 226V227H12ZM27 226V227H26ZM239 227V228H238ZM244 227V228H243ZM7 228V229H6ZM8 228H9V230H8ZM241 228H243V229H241ZM23 229V230H22ZM48 229V230H47ZM246 231H245V230ZM258 229V230H257ZM3 230L4 231H6V233L5 234H7V235H5V234H3L4 232H3ZM26 230V231H25ZM30 230V231H29ZM16 231V232H15ZM28 231V232H27ZM33 231V232H32ZM47 231H49V232H47ZM245 231V232H244ZM30 232H31V234H30ZM37 232V233H36ZM19 233V234H18ZM25 233V234H24ZM35 233V234H34ZM45 233H47V234H45ZM107 236H109L108 238H107V236L104 234L103 235V233L101 232V236L99 237V244H100V241H101V238H102V247L103 248H101V250H102V252L100 253L99 252V255H101V256H98V255H96V257H98V258H95V259H97V261H96V264L98 263L99 264V262H101L100 264H106L107 262H106V260H107V258H108V256H109V253L108 252H110V256H112V253L114 252V249H112V247L111 246H113V241H112V244H111V241H109L110 240V234H108L107 232H104ZM245 233V234H246ZM255 233H253V234H255ZM10 234V235H9ZM17 234H18V236H17ZM23 234V235H22ZM39 234H40V232H39ZM42 234V236H43V233H41ZM31 235V236H30ZM7 236V237H6ZM20 236V237H19ZM25 236V237H24ZM38 236V235H37ZM104 236H105V238H107L108 239V241L106 240V239H104ZM247 236V235H246ZM18 237V238H17ZM23 237V238H22ZM38 237H41V235L40 236H38ZM242 237H243V235H242ZM244 237H245V235H244ZM26 238V239H25ZM42 238V239H41ZM39 240L41 241V242H43L44 241V236L43 237H41ZM183 238H185V239H183ZM246 238V237H245ZM27 239H28V241H27ZM174 239H176V240H178L177 242L181 245V244H183V246H181V247H183L182 249H183V251L185 250L186 251V254H185V251H184V253H183V251H182V255H181V262L182 263H185L186 262V264H187V262H188V264H190L189 262H192L190 259H187V258H189L190 257V249H189V244H188V242H189V238H187V237H185V236H183V235H180V236H176V237H174ZM180 239H182V240H180ZM104 240H106L105 242H109L108 244L110 245H108L107 243H105L104 242ZM112 240V239H111ZM175 241V240H174ZM186 241V243H184ZM262 241H260V242H262ZM264 243V242H263ZM262 243V245L260 246V252L261 253H264L263 251H264V247H263V244ZM100 244V245H101ZM106 244V245H105ZM173 244L175 245V243H171L168 247H170V249H169V251H171L170 253L172 254V257H173V259L172 260H174L175 259V251H176V249L174 248L175 246H173ZM11 245H12V247H11ZM184 245H186V246H184ZM7 246V247H6ZM106 246V247H105ZM107 246H108V248L109 249H106L107 251L108 250H110V251H108V252H105V248H107ZM25 247V248H24ZM185 247V248H184ZM261 247H262V249H263V251H262V249H261ZM111 248V249H110ZM114 248V247H113ZM187 248L189 249V250H187ZM6 249H7V251H6ZM49 249V248H48ZM174 249V250H173ZM30 250V251H29ZM35 250V251H34ZM113 250V251H112ZM173 250V251H172ZM9 251V252H8ZM31 251H34V252H36L37 254H35L34 255V253L33 252H31ZM189 251V253H187ZM7 252V253H6ZM32 253H33V255H32ZM47 253V252H46ZM105 253H107V254H105ZM114 254V253H113ZM188 254H189V257H187L188 256ZM41 255V256H40ZM107 255V257L105 258V256ZM186 255V256H185ZM31 256H35V258L34 257H31ZM186 257V259L184 258V257ZM29 257V258H28ZM100 257V258H99ZM104 258L106 259V260H104ZM32 259H34V260H32ZM99 259H101V260H99ZM183 259H184V261H183ZM27 260H29V261H27ZM105 262H104V261ZM175 261V260H174ZM12 262V263H11ZM104 262V263H103ZM181 263V264H182ZM192 264V263H191Z\"/></svg>","mask_w":264,"mask_h":264}]
</instances>
